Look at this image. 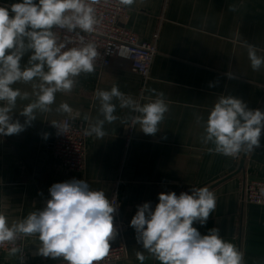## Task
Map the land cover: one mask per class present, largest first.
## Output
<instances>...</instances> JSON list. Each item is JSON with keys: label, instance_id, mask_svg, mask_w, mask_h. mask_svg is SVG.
<instances>
[{"label": "crops", "instance_id": "1", "mask_svg": "<svg viewBox=\"0 0 264 264\" xmlns=\"http://www.w3.org/2000/svg\"><path fill=\"white\" fill-rule=\"evenodd\" d=\"M16 2L21 0H0V5ZM230 6L236 10H229ZM120 23L141 41L158 35L157 53L145 85L142 87V78L128 59L114 56L109 65L77 77L70 93H57L52 111H37L36 120L24 131L0 136V211L9 222L24 219L44 207L52 184L83 179L92 190L104 191L108 199L116 191L121 201L119 217L126 225V251L118 264H141L138 251L146 257L143 264H160L131 231L137 206L151 202L154 209L161 192L191 194L193 187L211 186L216 208L206 225L193 226L202 235L219 228L220 236L244 253L245 264H264V205L242 201L247 180H264V129L260 147L247 152L241 170L235 172L240 158L210 153L212 145L201 142L204 128L197 122V116L207 120L221 95L241 98L250 109L262 108L264 68L252 70L243 44L255 45L258 55H264V0H144L142 4L136 0L127 6ZM27 60L28 54L22 58V66ZM229 72L234 78L228 77ZM33 83L38 81L12 86L29 93L28 100L17 99L13 113L21 124L26 118L19 112L36 99ZM114 84L141 104L164 94L169 111L158 125L159 131L147 135L134 124L126 145L135 113L119 108L114 100V114L120 119L105 123L102 139L86 136L84 168L67 170L46 146L53 137L52 122L67 116L83 120L87 128L99 117L96 90H110ZM62 102L69 104L71 113L57 111ZM230 173L234 174L224 178ZM39 244L37 236L24 238V264H61L62 257L34 255ZM18 256L0 251V264H20Z\"/></svg>", "mask_w": 264, "mask_h": 264}, {"label": "clouds", "instance_id": "2", "mask_svg": "<svg viewBox=\"0 0 264 264\" xmlns=\"http://www.w3.org/2000/svg\"><path fill=\"white\" fill-rule=\"evenodd\" d=\"M100 0H21L0 5V136H11L25 130L36 120V113L52 111L57 93H70L81 74L95 71L98 56L94 43H84L81 33H93L99 20L94 5ZM121 5L131 6L136 0H119ZM144 3V0H140ZM235 11V6H230ZM55 28L75 32L80 46L67 47L71 43L58 42ZM79 30V31H77ZM253 71L264 68V55H258L255 45L244 41ZM66 49V50H65ZM28 60L22 66V58ZM228 77L235 74L229 72ZM33 83L35 101L28 103L19 114L24 124L13 119L17 99L28 100L29 93L12 87L17 82ZM212 85L210 84V87ZM99 117L89 123L86 136L102 139L104 125L120 119L114 113L117 103L121 109L138 113L132 123L139 125L147 135L155 136L158 125L165 119L169 105L163 93L154 100L141 104L113 85L110 90L97 89ZM57 111L71 113L68 103L62 102ZM202 123L204 133L201 142L211 144L210 153L237 157L260 147L264 129V111L250 109L241 98L232 95L218 97ZM57 134L69 131L67 123L53 121ZM48 133L44 138H48ZM50 199L41 210L30 212L26 218L9 222L0 211V246L14 245L9 255L17 256L24 264L23 249L17 241L37 236L40 242L34 255L45 258H63V264H93L106 257L115 238L113 224L114 205L102 190H92L89 184L75 178L58 182L49 188ZM158 203L137 206L130 221L135 230L137 243L160 264H245L244 253L220 236L219 228L213 227L202 235L194 223L206 225L216 208V196L207 186L191 189V194L161 192ZM143 264V252L136 253Z\"/></svg>", "mask_w": 264, "mask_h": 264}, {"label": "built area", "instance_id": "3", "mask_svg": "<svg viewBox=\"0 0 264 264\" xmlns=\"http://www.w3.org/2000/svg\"><path fill=\"white\" fill-rule=\"evenodd\" d=\"M96 17L99 23L93 33H81L84 36V43L92 42L96 45L98 56L95 61V69L99 70L109 65L114 56H121L128 59L132 69L142 78V87L149 78L152 60L157 53V33L150 41H141L137 34L124 27L120 20L125 16L127 6L121 5L119 0H100L94 5ZM58 42H66L67 47L80 46V40L76 33H68L66 29L55 28ZM79 31V30H77ZM66 50V49H65ZM136 115V113H135ZM134 115V116H135ZM60 123H67L69 131L65 134H57V129L53 126V137L47 142L46 146L50 153L57 158L61 165L70 171H82L85 164V139L86 126L83 120H73L67 116L56 120ZM134 124L128 127L126 135V145L133 132ZM241 154L234 159H239ZM233 158V157H232ZM110 202L116 205L113 213V224L116 230L117 241H110L111 248L106 257L93 264H118L124 258L126 247L123 232L126 225L119 217L121 201L116 191L109 198ZM242 201L244 203L264 205V180H247L243 186ZM24 251V238L17 241ZM14 245L5 244L0 246V251L9 252V248ZM63 264V261L61 262Z\"/></svg>", "mask_w": 264, "mask_h": 264}, {"label": "water", "instance_id": "4", "mask_svg": "<svg viewBox=\"0 0 264 264\" xmlns=\"http://www.w3.org/2000/svg\"><path fill=\"white\" fill-rule=\"evenodd\" d=\"M261 111H263L264 110V104H263V106H262V108L260 109ZM246 154L247 153H242L241 154V157H240V159H239V165H238V167H237V169H236V171L235 172H238V171H240L241 170V168H242V166H243V161H244V159H245V157H246ZM234 172V173H235ZM234 173H230L229 175H226L224 178H227V177H229V176H231L232 174H234ZM223 178V179H224ZM222 180V179H221ZM211 186H208V188H210ZM131 231H135L134 229H132ZM126 233V231L125 232H123V234H125Z\"/></svg>", "mask_w": 264, "mask_h": 264}]
</instances>
